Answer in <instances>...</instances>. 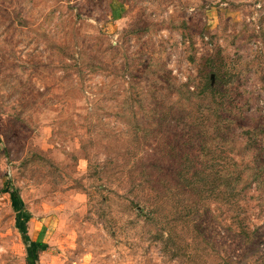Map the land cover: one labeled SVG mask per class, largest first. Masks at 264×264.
I'll use <instances>...</instances> for the list:
<instances>
[{"label": "rangeland", "instance_id": "obj_1", "mask_svg": "<svg viewBox=\"0 0 264 264\" xmlns=\"http://www.w3.org/2000/svg\"><path fill=\"white\" fill-rule=\"evenodd\" d=\"M217 105L264 122V0H0V264H261L259 193L175 181L199 125L243 167Z\"/></svg>", "mask_w": 264, "mask_h": 264}, {"label": "trees", "instance_id": "obj_2", "mask_svg": "<svg viewBox=\"0 0 264 264\" xmlns=\"http://www.w3.org/2000/svg\"><path fill=\"white\" fill-rule=\"evenodd\" d=\"M214 114L222 119L221 121L217 120L216 125L224 122V124H226L224 129H226V131H218L215 126V135L211 140L215 146H226V149L233 153L235 150L233 145L240 144L241 147L239 149L244 159L243 167L237 163L234 156H223L228 163L226 166L218 167L216 160L219 159L221 155L217 154L215 148L213 151H208L206 149L208 137L202 132L203 129L199 125V140L201 142L200 157H206L207 162H212L210 165L208 164V166L204 165L203 162L199 166L197 162L196 168L194 170L192 169L190 173V170L180 171L177 176L178 180L175 181L176 183H178L179 180L181 183L185 182L186 186L189 185L193 191H198L199 186L203 188L205 185H208L209 191H211L212 194L222 195L220 197L213 194L216 199H224L225 202L234 207L236 211L240 208L238 201L241 197L243 199V194L246 192L255 191L260 194L258 195L260 201L264 199V163L261 164L258 154H256L255 158H250L251 160L249 159L246 161V159L251 156V151L257 150L259 141L264 139V122L258 120L250 124H242V130L236 133L234 130L235 119L231 116L224 115L220 105L216 106ZM219 129H221L220 126ZM237 136L240 137L238 141L236 140ZM249 163L252 164V166H249ZM233 219L239 229L238 235L243 237L248 247V251L244 254L245 262H260L264 264V239H258L257 241L250 237L251 232L247 230L246 222L243 221L244 218L239 217L237 213L234 214ZM229 261H233V259L229 258Z\"/></svg>", "mask_w": 264, "mask_h": 264}]
</instances>
